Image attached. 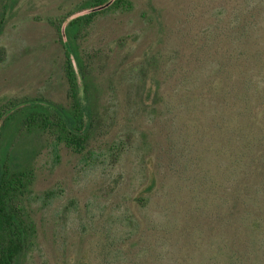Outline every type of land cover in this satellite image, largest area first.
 <instances>
[{
	"label": "trees",
	"instance_id": "1",
	"mask_svg": "<svg viewBox=\"0 0 264 264\" xmlns=\"http://www.w3.org/2000/svg\"><path fill=\"white\" fill-rule=\"evenodd\" d=\"M255 3L211 27L198 45L201 66L184 71L178 59L162 74L171 87L159 83L153 91L157 157L153 146L135 196L144 213L121 212L113 223L121 228H107L100 240L99 264H264V0ZM77 7L90 11L63 28L68 106L42 97L0 105V264H22L37 237L29 200L35 151L18 148L19 137L91 154L95 119L81 102L71 55L85 79L80 32L99 15L131 12L133 3L85 0ZM48 22L61 34L60 22ZM166 159L163 172L156 160Z\"/></svg>",
	"mask_w": 264,
	"mask_h": 264
},
{
	"label": "rangeland",
	"instance_id": "2",
	"mask_svg": "<svg viewBox=\"0 0 264 264\" xmlns=\"http://www.w3.org/2000/svg\"><path fill=\"white\" fill-rule=\"evenodd\" d=\"M83 1L0 0V105L42 97L68 106L63 28L90 11L77 7ZM256 1L131 0V12L99 15L80 32L85 79L72 55L71 60L81 102L95 119L92 152L82 157L64 144L54 150L51 140L19 137L18 148L35 151L29 200L37 228L22 264H99L100 240L107 228L111 234L121 228L120 222L113 225L121 212L143 215L135 196L146 181V154L159 136L154 89L159 83L171 87L162 74L178 59L184 71L196 61L201 66L198 45L211 27ZM51 17L60 22L61 34L48 22ZM156 162L169 170L167 159ZM46 191L52 195L45 198ZM144 245L139 241L137 251Z\"/></svg>",
	"mask_w": 264,
	"mask_h": 264
}]
</instances>
